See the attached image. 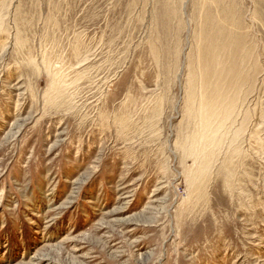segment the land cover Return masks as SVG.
<instances>
[{
  "label": "rangeland",
  "instance_id": "1",
  "mask_svg": "<svg viewBox=\"0 0 264 264\" xmlns=\"http://www.w3.org/2000/svg\"><path fill=\"white\" fill-rule=\"evenodd\" d=\"M210 59L244 126L196 194ZM0 264H264V0H0Z\"/></svg>",
  "mask_w": 264,
  "mask_h": 264
},
{
  "label": "bare ground",
  "instance_id": "2",
  "mask_svg": "<svg viewBox=\"0 0 264 264\" xmlns=\"http://www.w3.org/2000/svg\"><path fill=\"white\" fill-rule=\"evenodd\" d=\"M215 60H213L214 66L211 62V59L209 61L207 60L206 63V70H207L206 75L208 79V84L202 82L201 83L202 86H200L198 97H196L195 95H193L194 97L191 96L192 100H191L190 109L191 112L193 111L194 113L195 116L194 119L196 120V127L198 129L194 131L192 138H190L191 140L189 141L187 147L188 149L185 157L187 158L191 157L194 160L193 161L194 165L188 167L187 169L188 171L187 170L186 171H187L188 182L193 187V188L190 187V190L192 188L196 194H201L202 190L204 189L202 184L207 183L211 178L213 173V168L215 166V162L219 159L218 158L219 155L221 156V154L222 153L224 154L225 152L226 149L225 144L227 146L229 144L228 147L229 153L231 152L234 153L235 151H238V148L234 150L233 143L237 142V139L239 138L243 130L242 126H244L241 123L239 124L240 126L238 125L239 127L237 126L238 128L236 127L237 118L239 116V109H238L239 97L236 95L237 93L235 91L238 87L237 83H234V80L232 79L233 77L232 71L235 69V65H232L229 68H226L227 66L223 65V70L221 68L222 72L227 74V77L225 78L226 80L229 79V83H230L229 86L230 88L223 87L222 90V88H220V84H216L217 82L216 83L214 82L215 83L214 84L212 82L213 79L215 80V78H217L216 77V75L218 74L217 65L222 67L221 61L219 59H215ZM206 90L207 92L204 93ZM207 93H209L210 95L209 97H207L209 102L207 101L205 102L206 100L205 97ZM198 104H199V108L195 109V105ZM235 128L237 129L233 130ZM225 155L226 154H224V156ZM230 157L231 159L229 160H231L232 162L234 156H230ZM215 167L217 168V165ZM231 172L233 173V171ZM233 175H235V173ZM206 180L208 181L205 182ZM230 186L232 187V184H230Z\"/></svg>",
  "mask_w": 264,
  "mask_h": 264
}]
</instances>
